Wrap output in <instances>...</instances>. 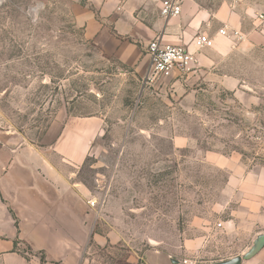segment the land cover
I'll return each instance as SVG.
<instances>
[{"label": "rangeland", "instance_id": "1", "mask_svg": "<svg viewBox=\"0 0 264 264\" xmlns=\"http://www.w3.org/2000/svg\"><path fill=\"white\" fill-rule=\"evenodd\" d=\"M69 11L68 0H0V129L45 146L70 116L102 119L74 169L92 212L102 205L93 230L115 239L90 256L130 264L147 250L184 256L190 243L195 264L244 259L258 236L264 48L214 69L234 73V88L212 73L148 81L149 65L137 74L115 57L111 29L86 38Z\"/></svg>", "mask_w": 264, "mask_h": 264}, {"label": "crops", "instance_id": "2", "mask_svg": "<svg viewBox=\"0 0 264 264\" xmlns=\"http://www.w3.org/2000/svg\"><path fill=\"white\" fill-rule=\"evenodd\" d=\"M68 1L72 22L83 28L86 38L112 30L115 57L137 74L147 69L144 50L155 36L188 45L195 57L189 74H216L225 88L237 87L239 78L214 71L222 60L241 49L264 48V0H185L181 15L169 20L159 16L158 0ZM222 27L228 29L225 35L218 31ZM231 31L238 35H230ZM198 33L207 35L212 44L197 50L192 40ZM102 129L97 116H70L45 146L21 142L16 134L0 129V264H106L90 252L94 243L114 242V234L93 230L102 205L92 212L87 189L74 175ZM260 169L258 208L250 207L258 235L264 233V168ZM232 224L233 218L219 222L223 227ZM189 248L190 243H185L184 256L147 250L137 261L132 255L126 261L193 264L186 255ZM239 264H264V245Z\"/></svg>", "mask_w": 264, "mask_h": 264}, {"label": "built area", "instance_id": "3", "mask_svg": "<svg viewBox=\"0 0 264 264\" xmlns=\"http://www.w3.org/2000/svg\"><path fill=\"white\" fill-rule=\"evenodd\" d=\"M184 2L185 0H158L159 16L165 20L180 16ZM218 31L225 35L228 29L222 27ZM230 35H238V32L231 31ZM192 42L197 50L212 44L211 39L201 33L196 34ZM145 52L149 65L146 74L148 81L156 78H181L192 72L195 66L194 53L188 45L166 43L160 36H155L148 42ZM94 203L91 202V205Z\"/></svg>", "mask_w": 264, "mask_h": 264}, {"label": "water", "instance_id": "4", "mask_svg": "<svg viewBox=\"0 0 264 264\" xmlns=\"http://www.w3.org/2000/svg\"><path fill=\"white\" fill-rule=\"evenodd\" d=\"M264 245V233L259 234L255 241L253 246L251 247V249L244 255V259H247L249 257H251L252 255H254L262 246ZM240 263V259H236L232 262H228V263H223V264H239Z\"/></svg>", "mask_w": 264, "mask_h": 264}]
</instances>
